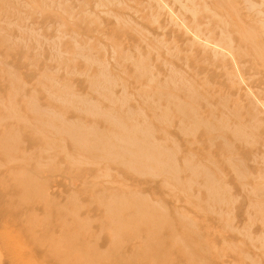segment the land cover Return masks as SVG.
Listing matches in <instances>:
<instances>
[{
  "label": "rangeland",
  "instance_id": "374dc122",
  "mask_svg": "<svg viewBox=\"0 0 264 264\" xmlns=\"http://www.w3.org/2000/svg\"><path fill=\"white\" fill-rule=\"evenodd\" d=\"M0 16L13 23L0 21V114L11 108L26 118L0 121V143L17 133L20 144L0 169L32 166L26 158L42 155L45 168L37 172L57 174L58 184L67 179L61 188L74 197L67 225L76 213L88 221L100 251L112 229L99 230L107 221L103 197L138 194L159 204L175 230L159 243L184 242L171 248L172 264H264V0H0ZM75 46L106 66L110 92L91 85L99 66L73 58ZM63 86L96 108L82 113L50 100ZM31 97L101 134L115 125L97 110L148 128L164 154L175 153L178 182L76 148L40 126L27 106ZM74 234L76 246L85 237Z\"/></svg>",
  "mask_w": 264,
  "mask_h": 264
},
{
  "label": "bare ground",
  "instance_id": "6f19581e",
  "mask_svg": "<svg viewBox=\"0 0 264 264\" xmlns=\"http://www.w3.org/2000/svg\"><path fill=\"white\" fill-rule=\"evenodd\" d=\"M10 4L12 3L6 2L4 7L8 8ZM11 7L13 6H9V8ZM0 21L7 27L13 24L2 16H0ZM7 40L3 38L1 43H5ZM215 48L218 47L215 46ZM86 52L84 47L75 46L72 56L73 58L83 57L90 63L97 64L96 66H99L98 75L93 79L91 85L97 90L110 92L113 83L107 74L106 66L94 58L89 59ZM56 55L57 58L62 59V54L59 51H56ZM137 68L146 72L138 65ZM46 81L51 87L56 86L53 84V77L47 78ZM55 88L59 89L60 87ZM49 98L53 102L59 103L65 110H67V105L74 106L77 111L82 113L93 111L96 108L87 100L86 102H78V99L75 101L67 86H63L57 93H50ZM0 102L3 105V101ZM8 102H12V100L9 99ZM26 102L41 127L45 124L46 127L51 128L52 133L65 134L76 148L99 151L101 158L114 164H123L122 166L137 175L163 176L167 181L178 182L175 153L168 151L164 154V148L150 139L148 128L126 119L123 122L112 113L107 114L97 110L93 115L115 125L109 133L101 134L93 126L83 128L78 125L79 123L67 122L63 114L58 115L51 109L40 108L34 97ZM12 110L11 108L5 110L6 115L13 114L20 122L26 119L19 113L15 114ZM6 115L5 113L0 114V121L7 119ZM9 130H5V137L10 132ZM88 136H92L90 142H88L89 139H86ZM17 138L18 135L15 133L13 137L4 138L0 143V148L9 150L8 153L0 155V166L11 160L13 154L10 151L19 148L20 144ZM26 159L34 164L31 166L25 163L21 168L0 169V264H67V257L78 247L87 249V251L78 255L71 264H97L100 262L169 264L173 261L171 248L179 246V244L181 247L184 244V242L178 243L177 240L165 244L159 243L160 239L175 232L159 204L149 202L138 194H132L130 198L126 197L127 199H125L123 198L125 194L119 193L103 197L102 207L106 211L107 221L100 225L99 230L101 231L106 226H110L112 229L107 248L100 251L98 238L90 232L88 221L81 220L76 213L71 217L72 222L67 225V200H74L73 196L67 198V190L61 188L67 179L62 178L58 184L55 182L57 174L47 173L45 170L37 172V170L45 168L42 155ZM185 167L193 168L189 162L185 163ZM101 192L102 190L98 189L95 194L102 196ZM152 209L158 210L150 213L149 210ZM156 223H158L157 226ZM183 224L190 227L191 223L183 221ZM74 232L82 233L85 237L76 246L75 241L69 242V239L71 240L75 236ZM181 251L183 252L182 249Z\"/></svg>",
  "mask_w": 264,
  "mask_h": 264
}]
</instances>
